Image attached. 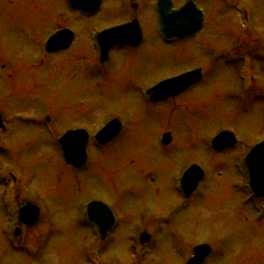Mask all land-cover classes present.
I'll return each mask as SVG.
<instances>
[{
  "label": "rangeland",
  "instance_id": "rangeland-1",
  "mask_svg": "<svg viewBox=\"0 0 264 264\" xmlns=\"http://www.w3.org/2000/svg\"><path fill=\"white\" fill-rule=\"evenodd\" d=\"M155 1H144L146 14H143L142 19L147 31L149 30L148 40L150 35H154L151 27L152 4ZM171 1L173 8H176L186 0ZM191 1L205 13L204 27L194 40L186 44V49L181 51L191 52L200 46L203 56L212 58V70L190 96L192 104L196 103L195 110L190 109L187 114L189 120H193L189 129L193 133L189 135H197L198 144L196 157L195 148H186L184 152L187 150V157L193 156V160L199 163L206 174L203 184L199 185L196 203L191 210L178 202L168 186L171 175H177L179 166L184 163L179 159L180 154L169 160L165 152L161 153L156 148L158 135H149L148 128L147 135H127L129 130L126 127L129 113H138L141 108L132 87L150 82L149 79L138 77L152 68L158 76L179 71L187 67L185 60L176 57L171 50L169 56L163 52L164 64L159 67L151 63L143 66L123 62L118 57L113 65L107 66V71H113L123 62L118 74H113L108 79L98 75L91 76V80L86 78V70L83 74L80 67L85 60L81 56H87L90 62L93 58L92 50H87L88 32L112 25V19L107 17V13L115 7L118 11L117 0H108L105 12L102 10L84 25L74 20L73 16L63 13L68 17L69 25L76 29H72L76 35L73 49L66 54L49 58L58 70L49 65L33 69V61L44 58L41 52L43 37L40 34H45L55 24L56 16L58 21L54 26L68 25L60 18L62 4L66 1L0 2V111L5 116L3 121L7 122V131L3 132L5 148L0 151L4 155L0 156V169L16 172L19 178L23 174L25 179L31 180L30 197L37 203H41L42 199L52 214L57 212L59 215V223L53 221L57 233H52L41 262L61 264V257L68 264L78 262V229L74 222L77 202L92 198L117 212V204L113 201L116 197L119 202L131 198L138 207L159 211L167 219L161 221V226L171 221V227L179 234L182 243L193 246L210 244L213 250L206 264H264V220L260 222L256 219L252 206L245 204L240 193L242 171L238 162L249 147L264 138V0ZM122 19L119 16L116 22ZM35 32L36 38L41 40L37 46L31 44ZM243 39L249 40L244 43ZM237 44L238 47H246V51H251V62L257 75L253 70L238 75L236 55L240 51ZM66 60L68 65L61 70L60 67L63 66L59 65ZM246 62L244 59V63ZM251 77L255 79V83L250 81ZM84 102V106H77ZM44 116L52 119V131L59 134L66 128L79 127L87 129L92 135L113 117L122 122L124 132L114 155L97 153L92 159L94 152L91 151L90 158L97 163V167L93 168L90 161V166L83 169L89 170L78 173L65 168L57 150L52 147L50 150L46 149L48 145L45 139L38 136L45 135L46 132L42 128H36L33 123L42 121ZM41 123L44 127L43 122ZM179 124L183 127L184 121H179ZM140 128L136 122L137 131ZM223 129L234 132L238 139L237 147L228 154V158L223 155L214 158L212 155V164L202 161L203 139H210ZM150 130L154 132L157 128L151 127ZM177 134L184 135L181 132ZM125 152L127 155L138 154V167L124 168ZM208 155L205 153L206 159ZM150 169H155L160 186H144V170ZM110 180L113 181L112 185ZM129 189L133 191V196ZM97 190L104 191L108 197L98 194ZM262 204L264 203L257 206ZM134 208L135 206L132 210ZM1 227L0 220V229ZM161 229L162 233L166 231L163 227ZM58 232L63 233L57 235ZM165 237L157 238L158 243L165 247L152 256L150 264H185L190 249L182 246L179 249V260L178 254L176 256L172 251L170 242ZM175 238L174 245H177L176 234ZM0 264L27 263L4 253L0 245Z\"/></svg>",
  "mask_w": 264,
  "mask_h": 264
},
{
  "label": "flooded vegetation",
  "instance_id": "flooded-vegetation-1",
  "mask_svg": "<svg viewBox=\"0 0 264 264\" xmlns=\"http://www.w3.org/2000/svg\"><path fill=\"white\" fill-rule=\"evenodd\" d=\"M106 1L108 0H100L98 8L92 14L73 11L68 9L67 6L62 5L63 7L60 12V18L68 23V25H62L61 27L54 26L58 21V16H56L55 24L50 29L46 30L45 34H40L41 37H43L42 43L44 44L54 32L64 29L73 32L74 40L64 51L57 53H45L42 51L44 58L34 60L32 64L34 67L33 69L40 68L43 65L44 68L48 65L50 68L54 67L53 61L49 58L52 56L55 57L66 54L69 50L73 49L72 46L76 35L72 29H76L69 25V19L64 14L73 16L74 20H77L78 23L84 25L85 22H88V20L96 15H99L102 10H104L106 7ZM144 1L145 0H117L118 11H116L115 7L107 13V17L112 19V25L102 28L101 30H89V36L87 37V45L89 44L87 50H92V44H94V40L92 39L93 33H98L108 28L137 21L140 26L141 33V40L138 44L134 46H113L108 50L107 58L104 60H102L100 54L95 48L92 50L93 53L91 56H93V58L91 62L87 56H81L82 60H85L81 64L80 70L83 74H85L84 70H86L85 77L90 80L91 76L97 75L103 79H108L111 75L119 73L121 63L123 62H131L143 66H146V63H151L152 65L158 67L162 66L164 64L163 52L165 55L169 56L171 54L170 50L176 57H181L185 60L187 67H184L179 71H173V73L158 76L152 68L151 71L147 69L144 75H140L138 77L149 79L150 82L147 84H137L132 87V91L135 93L137 102L141 108L138 113L133 115L129 113L126 127L129 130L127 135H135L136 137H139V135H147V128L149 135H158L156 148L159 149L161 153L165 152L167 154V159L171 160L178 157V154H180L179 159H182L184 163L179 166L178 169L180 170L177 171V175H171L168 186L170 192L175 196V198H177L178 202L182 203L183 206L191 210L193 209V205L196 203V195L198 193L199 185L203 184L205 178L198 184L196 190L188 198L182 197L180 191L177 190V185L181 174L185 170L196 165L201 167L196 160H193V156L191 158L187 157L189 154L186 153V151L193 148H195L194 156L196 157V148L198 144L197 135H189L193 133L189 130L193 124V120L190 121L187 114L190 109L195 110L196 103L192 104L190 96L195 93L196 87L204 82L206 74L212 70V66H210L212 58L210 56L204 57L201 47H198L197 45V48L195 47L194 51H181V49H186V44L189 41L194 40L197 35L185 39H174L169 42L163 40V38L158 34L156 27L157 0L154 4H152L153 25L151 28L154 35H150V39L148 40L147 35L149 30L147 31V27L142 19L143 14H146L144 11ZM0 2L10 3V0H0ZM119 16L123 17V19L116 22L119 19ZM78 18L85 21H80ZM36 36L37 33L35 32L33 34L31 44L37 46V44H40L41 40L40 38H36ZM163 47H165V49ZM195 49L198 50L196 51ZM250 56L251 51H240V53L236 55L238 64L244 63V57H247V60L251 61ZM65 57L67 58V56ZM118 57L123 62H121L118 67L114 68L113 71H107V66L113 65ZM44 59L46 60L44 61ZM223 60H225V57ZM66 65H68V60H66L63 64L60 63L59 66H63L60 67L61 70H63ZM248 67H250V63H248ZM54 69L58 70V67L55 66ZM196 70H199V79L194 83H187V81L179 83L176 90L174 89L177 92L172 96L160 98L162 94L152 93L149 97L145 94L146 91L153 90L159 83L167 79L179 77ZM130 85V82H128V87H130ZM84 105L85 102L79 103L77 106ZM111 120H117L119 123L121 122L115 117L110 118L108 121ZM179 121H184L183 127L179 126ZM41 122H43L44 127H42ZM136 122L137 126L139 125L141 127L138 131L136 129ZM48 124L52 125V119L49 116H44L42 121H35L33 123L36 128H42L45 130V135L38 136H42L45 139V143L48 145L46 149L49 148L50 150L52 147V149L54 148L58 152V146H56L57 137L53 138L52 131H49ZM40 125L41 127H38ZM148 125L157 128V130L151 132V127H148ZM79 129L85 128H66V131H61L60 134ZM85 130L87 131V129ZM98 130L95 133H97ZM87 132L89 133V131ZM123 132L124 126L121 122L119 125V131L115 137L103 144H99L95 140V133L92 135L89 133L90 135H88L85 146L86 162L80 167H73L61 159L66 166L65 168L77 171L78 173H84L86 170H89V168L86 170L83 169L90 166V161L93 163V168L97 167V163L93 162L90 158L91 151L94 152L92 159L95 155H97V153L102 155H114L116 145ZM177 132L184 133V135H179ZM40 134H42V132H40ZM54 134L59 135V133H55V131ZM206 142L207 139H203L201 149L203 148L204 150L201 153L200 159L210 164H212V155H214V158L217 156L221 157L222 155L228 158V154L236 147L235 145L231 148L214 151L213 149L207 147ZM135 144L137 145L138 143L135 141ZM4 148V135H0V151L4 150ZM186 148L187 150L184 152ZM205 153L209 154L207 159L205 157ZM137 155L138 154L136 153L135 155H127L125 152L123 159L125 169L133 166H139L136 162ZM0 156L3 157L4 155L0 154ZM166 167H169V163ZM154 170L155 169L144 170V175L142 176L144 186L150 187L155 184L160 186L159 177ZM23 172H25V170H23ZM20 176L21 178H19V175H17L16 172L0 169V220L2 223V227L0 229V245L4 253L9 254L15 259H23L27 264H36L37 262H40V264H46L49 262L43 263L41 262V259L45 256V250L50 244L52 233H57L56 226L53 221L55 220L56 223H59V215L57 212L52 214V211L45 205L42 199H40L41 203H37L36 200H33L29 195V183L31 180L25 179L23 174H20ZM205 176L206 174L204 177ZM29 178L31 177L29 176ZM109 183L112 185L113 181L110 180ZM242 185H245L243 176ZM166 189L168 190L167 187ZM97 193H102L103 197H108L102 190H97ZM129 193L132 196L134 195L131 189H129ZM240 193L243 197H245V189L243 186L240 189ZM113 197H115L114 194ZM113 201L117 204V212L113 208L111 209L108 207L105 203L92 198L83 199L77 202L75 213L76 219L74 222L78 229L77 250L79 260L78 262L71 264H150L152 256L155 255L156 252L160 253L165 247L164 244L161 243L160 245L158 243L159 241L157 238L159 236H164V239L166 238L165 236H167L172 251L176 254V256L178 254L177 257L179 260H181L179 249L182 246L186 249H190V252H192L193 247L196 246H193L190 243H182L180 237L178 236L179 234L175 233L176 231H174V228L171 227V221L166 222L161 226V221L167 219H164V216L159 214V211L153 212L149 209L138 207L131 198H129L128 201L119 202L115 197ZM89 205H92L90 211L91 220L87 217V209ZM249 205L252 206V211L256 215V207L253 206L252 203H249ZM134 206L135 208L132 210ZM161 227H163L166 231L162 233ZM62 233L63 232H58L57 235H61ZM175 234L178 237L177 245H174V240H176ZM191 256L192 254H190L187 260ZM60 260L61 264H68V262L63 260V257H61Z\"/></svg>",
  "mask_w": 264,
  "mask_h": 264
},
{
  "label": "water",
  "instance_id": "water-1",
  "mask_svg": "<svg viewBox=\"0 0 264 264\" xmlns=\"http://www.w3.org/2000/svg\"><path fill=\"white\" fill-rule=\"evenodd\" d=\"M69 5L72 7L78 6L83 7V9H88L92 12L97 6V1L95 0H69ZM158 29L160 33L166 37H185L193 35L197 32L202 24V14L198 11L195 6L191 3H187L180 10L175 11L171 9V3L169 0H159L158 2ZM131 26H125L118 29H112L104 33V39L106 41H118V43H124L126 38L121 37L122 34L129 32ZM64 34V33H63ZM63 34H57L48 42V48L51 51L56 49L65 48L68 44V40L64 38ZM195 73L191 75H184L180 78H176L165 83H162L155 91L157 94L166 91H174L177 83L183 82L185 79L187 82L194 80L196 77ZM111 127L107 126L105 130L100 135H106L110 132ZM78 132H69L64 136L60 143L66 146L69 150L70 159L75 162H81V154L83 151L84 143L79 138ZM83 135V134H82ZM230 132H221L212 142L214 148H223L226 146H232ZM74 146L77 147L78 153L76 156L73 155ZM246 166L251 176L250 184L253 188L264 194V141L250 151L245 159ZM187 176L185 178L187 184V194H189L196 186L197 182L200 180V175L197 176ZM210 248L207 245H201L194 249V256L188 261L187 264H200L204 258L207 256Z\"/></svg>",
  "mask_w": 264,
  "mask_h": 264
}]
</instances>
